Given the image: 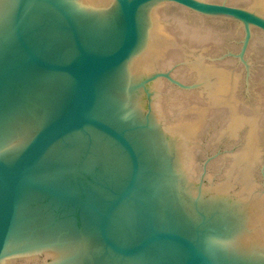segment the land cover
Returning a JSON list of instances; mask_svg holds the SVG:
<instances>
[{"label": "water", "instance_id": "water-1", "mask_svg": "<svg viewBox=\"0 0 264 264\" xmlns=\"http://www.w3.org/2000/svg\"><path fill=\"white\" fill-rule=\"evenodd\" d=\"M165 5L264 33L224 2L0 0V264H264L251 195L207 194L154 113Z\"/></svg>", "mask_w": 264, "mask_h": 264}, {"label": "rangeland", "instance_id": "rangeland-1", "mask_svg": "<svg viewBox=\"0 0 264 264\" xmlns=\"http://www.w3.org/2000/svg\"><path fill=\"white\" fill-rule=\"evenodd\" d=\"M206 1L215 3L224 2L230 6L243 8L264 17L263 11L258 8L253 0ZM159 8L158 10H162V12L157 14V20L159 19V23L171 24H169V26L164 25V27H171L170 30L178 34H175L176 38L179 37L178 39L180 43H182L181 47H183H179L181 50L179 51L178 49L177 52H174L178 55L174 54V57H171V59H166V56H164L163 60H155L151 64L152 66L150 65L146 70H141L142 73L148 74L156 72L167 73L172 80H176L182 85L179 86L176 82L174 83L168 79L161 78L153 85L154 88H151L153 92V110L158 117V123L164 130L166 129L172 132V134L181 135V138L185 140V145L187 147H185L184 165L198 185L202 180L204 191L207 194H211L210 192L214 188L223 184H228L227 174L232 160L234 159L233 155L235 156L243 147L245 129L237 130L234 138L229 139L227 122L230 119L229 117H231V112L227 106H218L212 103L210 95L207 94L208 82L206 83V80L204 82L199 80L197 77V70L194 69V67L199 65L202 61L201 65L205 64L204 66L207 68L222 70L223 73L227 72L226 74L229 75L231 79L230 82L232 81L233 85L232 100L234 99L233 101L236 104L238 102L236 106L241 107V109H239L241 114L250 116V118H261L260 120L262 123L259 131L260 146L258 148L260 149V154H258L259 164L254 161L255 165H252V167H254L252 169V181L254 182V186L252 187H254L253 192L256 194V198L260 195L263 196L264 33L257 29H253L250 31V35L247 39L244 27L234 21L202 16L176 5H165ZM174 20L177 22L179 21V24H177L178 26L176 25L177 22ZM177 29H179V31ZM245 41L246 45H244ZM190 48L193 49L190 50ZM151 49L152 45L150 47V50ZM216 66L218 68H216ZM234 81H236L235 83L237 84L233 83ZM226 108L230 113H228ZM239 110L237 108L238 112ZM190 124L198 125L196 128V130H198L194 135L190 133V136L192 135L191 137L187 134V138L185 136L186 132L184 131V127ZM180 126L183 128L181 129ZM171 129H173V131ZM169 134V138L173 139V137H176L171 133ZM220 134L222 136H220ZM207 159L210 160L207 161ZM205 162L206 164L203 165ZM230 183L232 182H229V184ZM226 187V189L229 188L226 193L234 195L239 190L237 194H241L240 196L244 198L251 195L250 193L252 192L251 189L250 192L244 190V192L241 193L240 191L243 189L242 185L239 184L235 187L230 185Z\"/></svg>", "mask_w": 264, "mask_h": 264}, {"label": "bare ground", "instance_id": "bare-ground-1", "mask_svg": "<svg viewBox=\"0 0 264 264\" xmlns=\"http://www.w3.org/2000/svg\"><path fill=\"white\" fill-rule=\"evenodd\" d=\"M253 1H254L255 4H257L258 8L261 11H263V15H264V0H253ZM165 8H167V7H165ZM161 12H162V10H158L157 9L153 13L154 26H153V31L151 33L152 34V43H151L152 49L150 51H148L146 60L144 61V64L151 65L155 60L156 61L157 60H160V61L163 60L164 56H166L165 57L166 59H171V57H174V54H177V53H174V52H177L179 47H181V45H182V43H180V40L178 39L179 37L176 38V35H178V34L175 33V32H172V30H170L171 27H166V28L164 27V25L165 26H169L170 23L169 24H167V23L163 24V22L159 23V21H158L159 19L157 20V14H160ZM156 20H157V22H156ZM174 21L177 22L176 20H174ZM178 22L176 23V25L179 24ZM179 29H177V30L179 31ZM181 48L179 49V51L181 50ZM191 49H193V48H190V50ZM201 63H202V61H201ZM201 63L200 64L196 63V64H199V65H196L194 67V69L197 70L198 74L197 73L196 74H197V77L199 78V80H202L203 82L206 80V83L208 82V85H207L208 93L207 94L210 95V99H212L211 100L212 103L217 104L218 106H227L229 108L230 112H231V114H230L231 117H229L230 118L229 119L230 122L229 121L227 122L228 123L227 133H228L229 139L230 138L231 139L234 138L235 133H236L237 130L245 129V132H244V134H245L244 135V143L242 141V143L244 145L242 144L243 147L239 150V152L237 154H235L236 153L235 152L234 153L235 156L233 155L234 159L232 160V163L230 165L229 171L227 170L228 171V174H227L228 184H226L225 186L230 185V186L234 187L237 184H239V185H242V189L246 190L247 192L248 191L250 192L251 189H252V192L250 193L251 194V196H250L251 197V201H249L250 202L249 214L247 216V222H248V225H249V239L254 241V242L258 241V242L263 243V244H260V245H263L262 248H264V197L260 195L261 197L259 196L258 198H256V196H255L256 194H254V192H253L254 187H252V186H254L253 185L254 182L252 181V177H253L252 176V172H253L252 169L254 167H252V165L254 164V161L258 162V164H259L258 154H260L259 153L260 149H258V148L260 146L259 145L260 144L259 143V133H260L259 131H260V125L262 123L261 120H260L261 118H254L253 116H252L253 118H250V116H244V114H241V112L239 110V109H241V107L240 106H238V107L236 106L238 104V102L236 104L233 101L234 99L232 100V98H233L232 97L233 85H232V81L230 82L231 79L229 78V75L226 74L227 72L223 73L222 70L207 68L206 66H204L205 64L201 65ZM203 63H204V61H203ZM210 66H211V63H210ZM212 67H214V66H212ZM216 68H218V67L216 66ZM193 73H194V71H193ZM235 82L236 81H234L233 83H235ZM235 84H237V83H235ZM200 88H201V86H200ZM204 90H205V88H204ZM213 106H215V105H213ZM218 106H216V107H218ZM237 108H238L240 113L237 111ZM226 109H224V110H226ZM227 111H228V109H227ZM230 112L228 111V113H230ZM246 112H248V111H246ZM180 123H181V121H180ZM178 127H177V129H178ZM197 127H198V125L196 126V125L190 124L189 126H185L184 127V131L194 135L195 132L198 130V129L196 130ZM182 128L183 127H181V129ZM185 136L187 137L186 134H185ZM189 136H190V134H189ZM220 136H222V135L220 134ZM237 138H238V136H237ZM239 138H240V136H239ZM229 182H232V183L229 184ZM230 189H231V187H230ZM225 192H226V190H225ZM240 192L242 193L243 191H240ZM262 194H264V193H262Z\"/></svg>", "mask_w": 264, "mask_h": 264}]
</instances>
